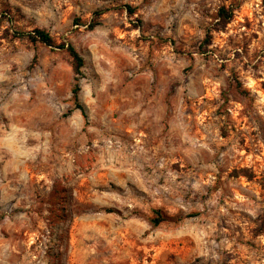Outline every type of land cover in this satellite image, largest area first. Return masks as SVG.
Instances as JSON below:
<instances>
[{"label":"rangeland","instance_id":"rangeland-1","mask_svg":"<svg viewBox=\"0 0 264 264\" xmlns=\"http://www.w3.org/2000/svg\"><path fill=\"white\" fill-rule=\"evenodd\" d=\"M0 264H264V0H0Z\"/></svg>","mask_w":264,"mask_h":264},{"label":"trees","instance_id":"trees-1","mask_svg":"<svg viewBox=\"0 0 264 264\" xmlns=\"http://www.w3.org/2000/svg\"><path fill=\"white\" fill-rule=\"evenodd\" d=\"M128 12L130 14H134V10L131 7L128 8ZM102 15H103V12H99L97 14L98 19H100ZM220 17L223 19V21L226 24H228L232 20L233 13L229 12L226 8H222L220 10ZM98 25H99V22L97 20H93L90 23L89 28L93 30ZM15 37L18 39H29L31 41L40 42L50 48H59V49L66 50V52L69 54V56L71 57L73 61V67H74L75 73L78 76L82 75V70L85 66V61H84V58L79 54V52L76 50V48L72 44H58L56 40L52 37V35L43 29H37L33 32H18L15 34ZM76 81L77 83L73 90V96L77 103V108L82 112L84 117H87L85 107L79 103V94L81 92V84H80L79 78H77ZM159 217H160L159 219L155 220L156 224H159L163 221V218L161 216Z\"/></svg>","mask_w":264,"mask_h":264}]
</instances>
